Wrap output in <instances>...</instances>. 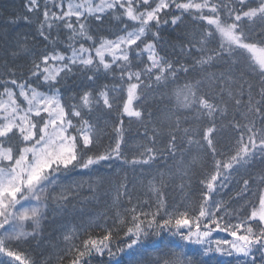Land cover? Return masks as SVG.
<instances>
[{
  "label": "snow or ice",
  "instance_id": "snow-or-ice-1",
  "mask_svg": "<svg viewBox=\"0 0 264 264\" xmlns=\"http://www.w3.org/2000/svg\"><path fill=\"white\" fill-rule=\"evenodd\" d=\"M24 8L0 12V264H36L19 245L40 237L50 216L56 223L85 185L95 200L105 181L91 175L116 162L119 179L105 193L111 224L62 229L57 264H219L217 254L232 258L224 264H264V171L223 198L242 169L264 163V0H27ZM185 17L206 25L168 42L187 64L162 46L164 26ZM21 22L34 31L17 32ZM108 28L114 38L99 34ZM191 71L197 78L173 92L175 109L148 110V93ZM133 123L145 142L134 141ZM227 128L237 136L226 145ZM159 161L142 199L123 170ZM197 166L200 198L170 207L166 190L190 189ZM108 211L98 214L105 223ZM165 229L198 247L163 251ZM216 231L232 239L213 240ZM151 249L160 254L151 258Z\"/></svg>",
  "mask_w": 264,
  "mask_h": 264
},
{
  "label": "trees",
  "instance_id": "trees-1",
  "mask_svg": "<svg viewBox=\"0 0 264 264\" xmlns=\"http://www.w3.org/2000/svg\"><path fill=\"white\" fill-rule=\"evenodd\" d=\"M27 0H0V12H3L4 9H8L9 12L23 13ZM254 6V5H253ZM206 26L204 22H196L193 21L189 17H185L184 23L180 25L179 28H173V26H164L162 31V46L166 48V50L170 53L169 59L175 61L177 59L180 60L181 63L187 64L188 61L184 59L183 56L179 53V47L176 48L175 51L169 46L168 42L171 40L173 43L179 44L176 41V37L181 36L185 33L198 32L202 27ZM17 32H33L34 29L26 26L23 22L18 24L15 29ZM100 35L107 36L108 38H114L112 35L115 33V28H108L106 30H98ZM216 45L213 44V47ZM216 71V69H213ZM194 78H197V73L191 71L189 73L178 72L174 82L168 83L165 87L162 88H154L153 91L148 93V99L146 101V106L149 111L157 112L163 111L167 108L175 109L176 100L173 96V92L181 87L185 82L191 81ZM84 81L83 77H80L77 80V83ZM112 77L109 76L105 78L101 76L100 83H115ZM161 96L165 98L162 100ZM97 115H101L98 113ZM188 115V120L191 126L193 127H201V124L192 123V116ZM128 121L125 120V124L127 125ZM225 124L227 121L224 122ZM185 127L189 126V124H185ZM143 132V128L139 125L133 123L132 125V137L135 142H145L141 140V137L138 135ZM237 133L231 128H227L220 135V140L222 144H231L234 142ZM192 154L196 155V149L193 146ZM163 161L157 162L152 167L148 166H137L135 169L125 167L123 172L127 176L128 181L135 185L136 195L141 196L142 199H149L147 195H142L144 192V185L148 182V180L155 175L157 169L161 168ZM171 160H169V164H171ZM119 162H116L114 165L109 167L108 165L101 166L96 172L91 175V179L95 180L100 177L104 178V183L101 187L96 190V199L92 200L91 197L93 195L92 192L89 191L87 185L83 189L78 190V195L74 196L71 199V203L68 205L67 212H61L57 214V222H51V216L48 221H45L43 225L42 235L36 239L29 238V240L25 243L19 245L18 250L22 253V256L28 259H31L36 262V264H57V257L62 252L64 244L61 239V230L64 228H79L81 225L86 224L89 220H95L97 223H104L105 226L110 225L112 222V213L107 210L105 207L106 203L110 200L109 196H106L105 193L110 192L112 186L119 179L118 176L112 174V169H119ZM264 171V163H262L259 159H257L251 167L248 169H242L239 174L236 175L235 181L231 187L233 191L228 193L227 195H223V198L227 200L229 196L234 195L235 191L238 190L241 185L238 183L242 178H248L250 176H256L260 172ZM73 179H84L88 180L89 176H73ZM203 179V173L199 166L193 169L192 172V181L190 189H186L185 192H181L180 189L173 184L166 190V199L168 205L170 207L179 206L182 210V202L185 200V197H191L192 201H196L200 198V193L202 191V185L199 184V180ZM71 182V181H66ZM179 183V182H177ZM219 198V197H218ZM251 199H255V197H250ZM151 202V201H150ZM243 201H239V203H233V207L239 208ZM148 210V209H145ZM108 211V216L106 218V223L104 219L98 215ZM100 230L96 229L93 232V235H99ZM123 238V237H121ZM161 242V249L163 251H168L169 249L179 253L181 251L188 252L190 254V249L192 246L187 245L186 241H182L178 235H173L172 232L165 229L161 233V237L159 238ZM212 239H232L225 232L216 231L212 234ZM119 243V241H115ZM160 254V249H151L150 257L155 258ZM0 259H7L6 257L0 256ZM125 264H127V257H122ZM231 257H223L217 254L216 261L219 264H224V261H231ZM13 264H20L18 261H14ZM61 264H67V260L65 259ZM93 264H96L94 261Z\"/></svg>",
  "mask_w": 264,
  "mask_h": 264
}]
</instances>
